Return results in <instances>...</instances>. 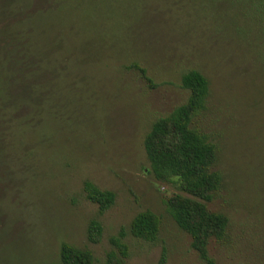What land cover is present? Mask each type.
<instances>
[{
    "label": "rangeland",
    "instance_id": "obj_1",
    "mask_svg": "<svg viewBox=\"0 0 264 264\" xmlns=\"http://www.w3.org/2000/svg\"><path fill=\"white\" fill-rule=\"evenodd\" d=\"M75 1L78 45L57 51L58 35L47 52L54 68L42 72L36 63L0 79V264H60L61 242L104 264L121 228L124 264H156L162 249L164 264H208L163 204L186 193L153 177L143 148L151 123L187 98L180 76L190 68L208 79L207 108L193 125L216 145L222 175L207 206L228 217L224 238L209 241L212 264H264L263 0ZM53 6L0 0L2 68L7 28ZM85 180L114 191L102 214L86 198ZM145 209L160 218L154 242L128 230ZM93 218L102 225L95 243L87 239Z\"/></svg>",
    "mask_w": 264,
    "mask_h": 264
},
{
    "label": "trees",
    "instance_id": "obj_2",
    "mask_svg": "<svg viewBox=\"0 0 264 264\" xmlns=\"http://www.w3.org/2000/svg\"><path fill=\"white\" fill-rule=\"evenodd\" d=\"M52 3V8L33 13L4 32L9 36L7 47L10 50L4 48V62L8 67L2 68L0 65V79L2 76L8 79L14 71L26 74L28 65L35 66L36 63V68H40L42 72L46 71L48 66L54 68V62L49 64L52 55L48 56L47 52L48 49L50 52L54 51L52 47L56 44L54 39L58 35L62 41H59L60 47L57 51H66V48L74 43L78 45V39L81 40L78 30L81 31L82 19L78 14L77 1L52 0ZM261 5H264V0ZM91 16L93 14L86 6L83 22H89ZM71 26L72 30L68 31ZM71 32H74V37L75 33L77 34V41L74 39L69 42ZM63 42L65 44L62 45ZM258 58L264 65V51H259ZM130 66L139 70L142 76L150 81L146 69L139 63L133 61ZM180 85L188 90L187 98L168 114L156 118L151 123L143 138V148L153 177L161 182L175 181L178 188L186 193H174L163 199L165 210L177 226L190 235V245L199 257L212 264L208 253L209 241L224 238L228 217L224 213L210 210L207 206V202L212 201L221 188L222 175L214 168L216 145L209 140L207 134L193 125L194 118L207 108L209 83L198 69L190 68L181 74ZM83 189L86 198L97 205L99 214L115 201L114 191L100 189L89 180L84 181ZM159 227V216L150 209H145L133 216L128 230L137 238L154 242L158 238ZM101 232L100 221L91 219L87 226L88 241L98 242ZM124 235L125 232L121 228L117 235L111 237L112 248L106 252L104 264H124L128 255L127 244L123 241ZM165 255V249H162L156 264H164ZM59 261L60 264H94L89 249L79 248L67 242L60 244Z\"/></svg>",
    "mask_w": 264,
    "mask_h": 264
}]
</instances>
